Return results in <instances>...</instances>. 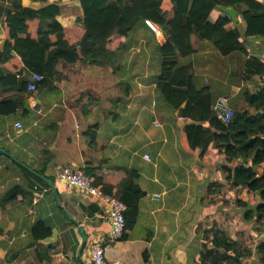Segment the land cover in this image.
<instances>
[{
    "label": "crops",
    "instance_id": "crops-1",
    "mask_svg": "<svg viewBox=\"0 0 264 264\" xmlns=\"http://www.w3.org/2000/svg\"><path fill=\"white\" fill-rule=\"evenodd\" d=\"M54 1L0 0V51L6 14L13 13L15 5L40 9ZM58 3L56 18L62 25L81 23L79 0ZM215 12V18L221 14ZM156 38L165 41L162 31ZM241 42L251 55L264 58V38L242 35ZM192 46L198 49L191 57L196 74L221 85V95L230 105H237L242 91L254 93L263 85L257 75L240 80L239 53H232L218 68L216 56H224L195 37ZM10 68L0 64V77ZM15 68L22 72L19 82L28 81L31 72L22 64ZM56 69L57 79L37 88L23 108L0 114V195L15 183L28 192L3 205L0 199V264H94L90 246L96 240L104 241V264H264V214L254 209L257 194L229 185L224 154L216 143L204 152L181 147L182 129L195 122L177 110L162 113L152 103L154 93L153 100L143 97L148 87L154 92L155 83L144 86L135 76L133 91L122 99L127 81L117 63L60 61ZM18 87L0 88V99ZM237 102L239 109L248 108L243 97ZM17 121L20 128L15 127ZM14 160L28 169L22 170ZM64 167L88 171L96 185L116 197L123 191L120 182L137 173L143 195L123 239L109 238L108 211L97 198L58 180ZM262 170L261 165L256 168L257 176ZM35 222L49 226L50 235L55 228L56 238L33 241ZM214 226L234 241L232 250L214 247Z\"/></svg>",
    "mask_w": 264,
    "mask_h": 264
},
{
    "label": "trees",
    "instance_id": "trees-1",
    "mask_svg": "<svg viewBox=\"0 0 264 264\" xmlns=\"http://www.w3.org/2000/svg\"><path fill=\"white\" fill-rule=\"evenodd\" d=\"M58 2L40 9L15 5L13 13L6 14L3 29L6 39L0 51V64H9L11 68L0 77V88L19 87L14 94L0 99V114H14L35 92L27 89V81L19 82L17 77L22 72L17 68L12 70L15 66L22 64L24 69L41 74L39 88L50 86L52 80L57 79L56 66L60 61L99 66L117 63L127 81L122 84L121 98L130 96L135 76L141 77L144 86L155 83L154 92L148 87L143 97L153 100L156 94L152 103L162 113L177 110L180 116L195 122L182 129L181 147L186 151L204 152L211 143H216L224 154L226 165L223 168L228 172L229 185L244 186L257 194L254 209L258 215H263L264 58L251 55L243 46L241 36L264 38V0H79L83 12L81 23L66 26L56 18L60 12ZM221 4L233 7L237 13L238 22L232 28L227 27L232 20L219 8ZM215 10L221 14L211 19ZM145 20H150L163 32V43L157 40ZM194 37L224 56L217 54L218 68L232 53H239L240 80L246 81L255 75L263 78L260 89L254 93L242 91L235 99L237 105H231L235 115L229 123L222 122L213 109L216 99L223 94V87L213 84L207 76L196 74L193 68L191 57L198 50L192 46ZM242 97L248 107L243 110L237 102ZM18 164L22 170L28 169ZM260 165L263 170L257 176L256 168ZM228 166H232V170ZM133 172L120 182L123 191L117 197L127 205L126 228L132 223L129 216L137 212L143 195L136 184L137 173ZM27 196L28 192L15 183L1 192V205ZM30 233L36 241L50 235L51 228L35 222ZM212 243L226 250H232L235 244L216 226ZM260 251L264 254V242Z\"/></svg>",
    "mask_w": 264,
    "mask_h": 264
},
{
    "label": "built area",
    "instance_id": "built-area-1",
    "mask_svg": "<svg viewBox=\"0 0 264 264\" xmlns=\"http://www.w3.org/2000/svg\"><path fill=\"white\" fill-rule=\"evenodd\" d=\"M146 25L158 34L160 31L156 25L150 20H145ZM42 80V75L36 72H31L27 81V89L35 91ZM213 109L219 117L222 118L224 123H229L235 115L234 108L230 105L228 97L221 95L219 96L213 106ZM156 125L159 123L154 122ZM22 125L19 121L15 123L16 128H20ZM144 158L149 159V155L145 154ZM58 180L70 185L77 186L86 193L94 196L98 201L107 208L108 220L110 223L109 238L112 241L121 239L126 229V222L124 213L127 209V205L119 200L116 196L106 193L102 190V187L96 185L95 180L92 176L88 175L82 169H71L68 167L62 168L58 173ZM159 194H154L158 196ZM90 256L94 264L105 263V246L104 241L96 240L90 246ZM111 264H117L112 262Z\"/></svg>",
    "mask_w": 264,
    "mask_h": 264
},
{
    "label": "water",
    "instance_id": "water-1",
    "mask_svg": "<svg viewBox=\"0 0 264 264\" xmlns=\"http://www.w3.org/2000/svg\"><path fill=\"white\" fill-rule=\"evenodd\" d=\"M219 8L222 9L224 11V13H226L227 15L230 16V18H231V20H232V22L234 24H236L238 22L237 13H236V11H235V9L233 7H228V6H225V5L221 4V5H219ZM219 118L223 122L222 118L221 117H219ZM23 166H25V165H23ZM71 186L78 188L77 186H74V185H71ZM80 230L82 231L81 227H80ZM56 232H57V230L55 228H53L52 229V234L50 235V237L45 238L44 241H52V240H54L56 238Z\"/></svg>",
    "mask_w": 264,
    "mask_h": 264
},
{
    "label": "rangeland",
    "instance_id": "rangeland-1",
    "mask_svg": "<svg viewBox=\"0 0 264 264\" xmlns=\"http://www.w3.org/2000/svg\"><path fill=\"white\" fill-rule=\"evenodd\" d=\"M215 14H216V12H215V11H213V12H212V14H211V16H210V17H211V19L215 17ZM241 30H242V28H241ZM217 62L219 63V60H217ZM218 63H217V64H218ZM126 210H127V209H126ZM125 230H126V229H125ZM119 240H120V239H119Z\"/></svg>",
    "mask_w": 264,
    "mask_h": 264
}]
</instances>
